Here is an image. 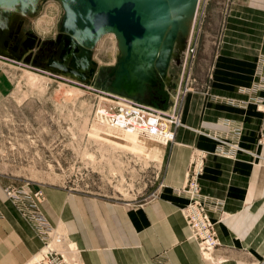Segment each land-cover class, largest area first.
I'll return each instance as SVG.
<instances>
[{
	"label": "crops",
	"instance_id": "crops-1",
	"mask_svg": "<svg viewBox=\"0 0 264 264\" xmlns=\"http://www.w3.org/2000/svg\"><path fill=\"white\" fill-rule=\"evenodd\" d=\"M230 1L208 78L181 95L176 108L182 124L157 153L162 185L154 197L126 206L43 186V213L79 247L84 264H159L160 258L164 264H209L181 212L186 197L174 191L186 179L195 147L206 153L201 193L219 202L208 210L219 263L264 264V145L255 141L261 118L255 100L264 96V0ZM2 49L1 58L18 60ZM9 87L0 68V99ZM3 192L0 180V264H24L41 240Z\"/></svg>",
	"mask_w": 264,
	"mask_h": 264
},
{
	"label": "rangeland",
	"instance_id": "rangeland-1",
	"mask_svg": "<svg viewBox=\"0 0 264 264\" xmlns=\"http://www.w3.org/2000/svg\"><path fill=\"white\" fill-rule=\"evenodd\" d=\"M38 2V9L25 11L24 16L11 20V27L19 25L20 34L26 35V49L21 57L16 61L0 57V68L10 79L9 90L0 99L2 190L6 185H28L40 190L38 202L44 198L43 186L60 187L126 206L149 200L162 185V164L157 153L166 142L142 132L113 128L93 114L98 98L107 100V93L121 95L112 84L115 63L121 53L117 37L113 32H105L91 49L63 54V42L58 37L63 14L61 1ZM230 3V0H199L187 42L174 44L166 76L156 74L154 84L142 82L144 88L135 92L137 100L161 109L170 106L169 111L177 112L185 87L193 88L200 78H208L211 56L224 31ZM188 44L194 48L193 53H186ZM61 54L65 64L86 73L93 66L94 74L81 79L49 64L50 57L59 59ZM90 58L95 64L90 63ZM171 141L173 137L167 143ZM58 229L66 242L79 250L80 257L79 247L60 226ZM42 246L41 240L39 249ZM211 251L206 259L201 255L204 261L221 262L215 247ZM157 262L165 263L162 258Z\"/></svg>",
	"mask_w": 264,
	"mask_h": 264
},
{
	"label": "water",
	"instance_id": "water-1",
	"mask_svg": "<svg viewBox=\"0 0 264 264\" xmlns=\"http://www.w3.org/2000/svg\"><path fill=\"white\" fill-rule=\"evenodd\" d=\"M60 1L63 14L58 37L63 42V54L80 48L91 49L103 33L113 32L121 53L115 63L113 71L115 78L112 84L121 96L140 103L143 102L136 99L135 92L138 93L144 88L142 82L154 84L156 74L161 78L166 76L174 44L178 42L185 45L198 2V0ZM38 7V0L33 2L0 0V53H5L2 48L6 47L12 56L17 59L21 57V53L26 49V35L20 34L19 25L11 27V20L24 16L25 11L33 12ZM61 58L62 54L59 59L50 57L49 64L76 74L81 79H89L94 74L93 66L88 67L86 73L75 66L65 64ZM90 63L95 64V60L90 58Z\"/></svg>",
	"mask_w": 264,
	"mask_h": 264
},
{
	"label": "built area",
	"instance_id": "built-area-1",
	"mask_svg": "<svg viewBox=\"0 0 264 264\" xmlns=\"http://www.w3.org/2000/svg\"><path fill=\"white\" fill-rule=\"evenodd\" d=\"M189 52L193 53L194 48L188 44L186 53ZM261 76V85L264 89V76ZM188 88L190 87H185L184 90ZM105 98L107 100L97 99L93 105V114L100 122L121 131L142 132L167 143L169 138L174 136V133L172 136V130L182 124L179 112L169 111L170 107L161 109L117 94L107 93ZM255 104L261 111L255 141L257 144L264 145V96L256 99ZM230 148L234 151L239 147L236 144H231ZM250 152L256 154L254 151ZM205 154L204 150L193 148L186 171V179L182 185L174 188L175 192L186 197L181 212L203 255L207 252L211 253V249L218 243L215 221L210 217L208 210L219 204L218 201L212 200L200 191L199 178L204 169ZM3 191L15 203L43 241L40 258L27 264H79L78 259L72 256L65 257L60 249L50 244L51 239L60 240L61 238L60 234L54 236V228L37 207L38 199L41 196L40 190L32 189L28 185L16 187L6 185L3 187ZM72 248L68 243L66 244V251L71 252Z\"/></svg>",
	"mask_w": 264,
	"mask_h": 264
},
{
	"label": "bare ground",
	"instance_id": "bare-ground-1",
	"mask_svg": "<svg viewBox=\"0 0 264 264\" xmlns=\"http://www.w3.org/2000/svg\"><path fill=\"white\" fill-rule=\"evenodd\" d=\"M28 1H30V2H33V0L31 1V0H28ZM198 2H199V0H198ZM198 2H197V5H196V8H195V14H196V11H197V6H198ZM54 6V5H53ZM55 13V12H54ZM53 13V14H54ZM195 17V16H194ZM255 155H257L258 157H260V155H258V154H255ZM262 158V157H261ZM10 199V198H9ZM44 198H42L41 199V201L40 202H38L37 204H38V209L41 211V213L43 214V216L46 218V216L44 215V213H43V211L41 210V208H40V205H39V203H41L42 202V200H43ZM11 200V199H10ZM12 201V200H11ZM13 202V201H12ZM14 203V202H13ZM15 204V203H14ZM1 213V212H0ZM23 217H24V215H23ZM25 218V217H24ZM26 219V218H25ZM27 220V219H26ZM46 220L48 221V219L46 218ZM28 221V220H27ZM48 223L52 226V224L48 221ZM30 224V223H29ZM30 226H31V224H30ZM32 227V226H31ZM53 227V226H52ZM54 229V232H55V234H54V236H56L57 234H59L58 233V231H59V229L57 228V227H53ZM33 229V228H32ZM33 231H34V229H33ZM35 232V231H34ZM36 236L38 237V238H40L37 234H36ZM192 237L195 239V237L192 235ZM60 240H58V239H51V241H50V244L51 245H53V246H55L56 248H58V249H60L61 251H62V253L64 254V256L65 257H68V256H72V257H74V258H76V259H78V262L79 261H81L80 260V257H79V250H77V248H72L73 249V251H71V252H68V251H66V244L68 243V242H66V240H65V236H64V234H62L61 233V235H60ZM196 240V239H195ZM197 241V240H196ZM197 244H198V242H197ZM199 247V246H198ZM45 249V248H44ZM41 251L42 250H40L37 254H36V256H38L37 258L39 259L40 258V256H41ZM201 253V252H200ZM201 255L203 256V258L204 259H206V255L207 256H210L211 255V253L210 252H207V253H205L204 255L201 253ZM35 256V255H34ZM33 256V257H34ZM36 256L33 258V260H36L35 258H36ZM212 257V256H211ZM212 259V258H211ZM32 260V261H33ZM32 261H29V262H27V263H30V262H32ZM26 263V264H27Z\"/></svg>",
	"mask_w": 264,
	"mask_h": 264
}]
</instances>
